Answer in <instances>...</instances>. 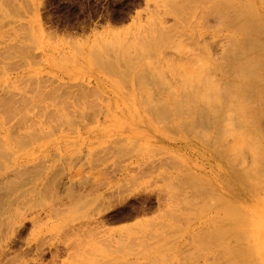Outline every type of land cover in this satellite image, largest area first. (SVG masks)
<instances>
[{
    "label": "rangeland",
    "instance_id": "1",
    "mask_svg": "<svg viewBox=\"0 0 264 264\" xmlns=\"http://www.w3.org/2000/svg\"><path fill=\"white\" fill-rule=\"evenodd\" d=\"M217 1L220 13L212 0H0V264H264V81L239 92L233 84L244 42L232 41L224 19L238 18L246 0L234 9ZM157 30L167 35L158 42ZM261 32L264 41V24ZM143 41L159 67L141 58ZM199 67L202 82H188ZM238 97L248 105V143L261 146L256 171L251 145L235 151L222 138L231 123L244 133L234 122ZM218 164L212 181L227 178L238 194L201 181ZM238 203L258 212L242 229H223L226 242L240 240L241 255L199 248L200 216Z\"/></svg>",
    "mask_w": 264,
    "mask_h": 264
},
{
    "label": "bare ground",
    "instance_id": "2",
    "mask_svg": "<svg viewBox=\"0 0 264 264\" xmlns=\"http://www.w3.org/2000/svg\"><path fill=\"white\" fill-rule=\"evenodd\" d=\"M197 1V0H196ZM195 0H194V2H196ZM213 1V4H214V6H212V12L214 13V12H216V13H220L219 12V9H217V6H219L218 5V1L217 0H212ZM223 1V3H225L227 6H230L231 5V8H233L232 7V5H235V4H237L236 3V1L237 0H221V2ZM188 2H189V0H188ZM199 2V1H198ZM190 3H192L191 1H190ZM168 5H170V4H168ZM209 5V2H208V4H207V6ZM239 6H238V12H239V14H238V18H233L234 20H232V17H231V21L229 20V18L227 17V15L225 14L224 16L230 21V23H229V21H228V23L227 22H225V21H227L226 19H224L223 20V18H224V16L223 17H221L220 18V20H221V22L222 21H224V23H226L228 26H231V28H232V30L233 31H235V32H233V33H231V34H233L232 36H231V38H233L232 39V41H241V42H244V49L241 51V55L244 57V62L241 64V66H240V68L238 69V70H236V78H237V80H238V84L240 85H237V83H233V84H236V86H238L237 88H238V92H239V89H240V87L241 88H243L244 87V85H245V87L243 88V90H245L246 91V87L247 86H249V85H252V84H254V82L255 83H262V81H264V75L263 76H261L262 75V73L260 72V75H258V74H256V73H259L258 71H254V69H257L256 67H258V66H261V65H263L264 64V41H262V40H260V37L262 36V32H261V28L263 27V24H264V5L263 4H261V2L259 1V0H246L245 2H244V4H238ZM173 6H174V4H173ZM176 6V5H175ZM172 7V6H171ZM186 8H188L187 6H185ZM201 7V6H200ZM220 7V6H219ZM175 8V7H174ZM223 8V7H222ZM222 8L220 9V10H222ZM225 8H226V6H225ZM176 10H174V14L175 15H179V14H181V12L179 13V12H177L178 14H176V12L175 11H177V10H180V8H175ZM201 9H203L202 7H201ZM214 9V10H213ZM227 9H229V7L228 8H226V11H227ZM234 9V8H233ZM182 10V9H181ZM192 10V9H191ZM215 10H218V12L217 11H215ZM224 10V9H223ZM183 12V11H182ZM196 12V11H195ZM200 12V11H199ZM202 12V11H201ZM200 12V13H201ZM223 12H225V10L223 11ZM222 11H221V13L222 14H224ZM237 12V13H238ZM184 13V12H183ZM208 13V12H207ZM206 13V14H207ZM215 13V14H216ZM187 14V13H186ZM202 14H203V12H202ZM237 15V14H236ZM185 16V15H184ZM183 16V17H184ZM209 16V15H208ZM188 17V16H187ZM183 19V18H182ZM190 22V21H189ZM184 23H185V21H184ZM187 23H188V21H187ZM233 23H235V24H233ZM190 24V23H189ZM189 24H188V26H189ZM230 24H232V25H230ZM223 26L225 25V24H222ZM225 27V26H224ZM237 27H240L242 30L241 31H236V30H234L235 28H237ZM226 28V27H225ZM191 29V28H190ZM228 29V28H227ZM229 29H230V27H229ZM225 30V29H224ZM158 31V30H157ZM180 31V30H179ZM190 31V30H189ZM219 31H222V30H219ZM229 31V30H228ZM156 32V31H155ZM164 32L165 31H163L162 33L164 34ZM223 32V31H222ZM231 32V31H230ZM160 33V31H158V34ZM167 33V32H166ZM216 34L218 33V32H215ZM221 33V32H220ZM224 33V32H223ZM156 34V33H155ZM157 34V35H158ZM230 34V33H229ZM227 36H228V33L226 34ZM225 35V36H226ZM155 36V35H154ZM165 36H167L166 34H165ZM164 36V37H165ZM222 36H224V35H222ZM230 36V35H229ZM156 37V41H157V38H159V37H162L160 34L158 35V36H155ZM164 37H162V38H164ZM149 38V37H148ZM152 37L150 36V42L152 41V43H151V49L153 48L154 49V47L152 46V44H153V39H151ZM154 38V37H153ZM224 38V37H223ZM161 38H159V40H160ZM226 39V38H225ZM227 39H228V37H227ZM234 39H236V40H234ZM146 40L148 41V39L146 38ZM115 41V40H114ZM140 41V40H139ZM231 41V40H230ZM120 42V41H119ZM142 42V41H141ZM144 42V41H143ZM158 42V41H157ZM157 42H154V43H157ZM112 43H114V44H116V42H112ZM144 43H146V41L144 42ZM147 43H149V41L147 42ZM147 43H146V45H147ZM255 43V44H254ZM122 44V43H121ZM135 44H136V42H135ZM134 44V45H135ZM142 44V43H141ZM179 44V43H178ZM256 44H258V45H256ZM123 45V44H122ZM139 45V44H138ZM138 45L136 46V48L135 49H137L138 50ZM143 45H145V44H143ZM142 45V46H143ZM153 45H155L156 47H158L156 44H153ZM114 46V45H113ZM148 46V45H147ZM163 46L165 47V44H163ZM162 46V47H163ZM167 46V45H166ZM138 47V48H137ZM182 47H183V45H182ZM181 47V48H182ZM143 48V49H142ZM149 49V46L148 47H146L145 48V46H143V47H140V49L143 51L144 49L146 50V49ZM160 48V47H159ZM177 48V47H176ZM179 48V47H178ZM130 49V48H129ZM129 49H127V50H129ZM152 49V50H153ZM156 49V48H155ZM109 50V49H108ZM116 51L118 50V49H115ZM122 50V49H121ZM125 49H123V51H124ZM136 50V51H137ZM112 51V50H111ZM135 51V50H134ZM140 51V50H139ZM138 51V55L142 52H139ZM147 51H149V50H147ZM151 51V50H150ZM150 51L149 52H146L147 54L148 53H150ZM179 51H180V49H179ZM121 52V51H120ZM129 52V51H128ZM102 53V52H101ZM113 53V52H112ZM114 53H116V52H114ZM137 53V52H136ZM143 53H144V51H143ZM143 53H141V55L143 54ZM146 53H144L143 55L144 56H141V58L142 57H144V61H145V59H147L148 58V56L146 55ZM118 54L119 53H117L116 55H117V58H118ZM115 55V56H116ZM121 55L123 56L124 55V52H123V54L121 53ZM127 55V52L125 53V56ZM148 55H151V54H148ZM119 56H120V54H119ZM140 56V55H139ZM145 56H146V58H145ZM134 57V56H133ZM136 57V56H135ZM116 58V57H115ZM116 58V59H117ZM127 58H129V57H127ZM152 59V57L150 56L147 60H148V63L150 62V60ZM133 60L134 59H136V58H132ZM143 59V58H142ZM150 59V60H149ZM158 59V58H157ZM157 59L155 58H153V60H151L152 62H150V63H156L157 62ZM155 60V61H154ZM128 61H129V59H128ZM141 61V59L139 60V63H141L140 62ZM154 61V62H153ZM129 62H132L131 60L129 61ZM159 62V61H158ZM165 62V61H164ZM167 62V61H166ZM138 62H136V64H134V67H135V69L137 68V66L138 65H140ZM145 64H147V62H144ZM148 64V67H149V65H150V67H152L153 68V64H152V66H151V64ZM209 62H206V64H207V66L205 65V70H206V67H208V65L210 66V64H208ZM128 64V63H127ZM158 63H156V65H157ZM168 64H169V62H168ZM203 64H205V63H203ZM135 65H137V66H135ZM142 65V64H141ZM166 65V64H165ZM147 66V65H146ZM145 65H144V67H146ZM158 67H159V64L157 65ZM175 66V65H174ZM172 67V66H171ZM262 67H264V65L262 66ZM262 67H260V68H262ZM130 68H133V66L132 67H130ZM142 68V67H141ZM157 68V67H156ZM170 68V67H169ZM174 68V67H173ZM190 68V67H189ZM200 68V67H199ZM198 68V69H199ZM202 68V70H204L203 69V67H201ZM201 68H200V70H195V72L194 73H192V71L191 72H189L188 73V71H187V73H188V75H186L187 76V81L188 82H190L191 83V81H192V83L193 82H195L196 80H197V78H200V77H202V75H203V72H202V74H199L200 75V77H198L199 75H196L199 71H201ZM209 68H211V67H209ZM208 68V69H209ZM259 68V67H258ZM129 69V68H128ZM134 69V70H135ZM139 69V68H138ZM148 69V68H147ZM150 69V71L152 70L151 68H149ZM159 69V68H158ZM162 69V68H161ZM160 69V71H162L161 73H163V72H165L164 71V69L163 70H161ZM177 69H179V68H177ZM139 70H142V69H139ZM155 70H157V69H155ZM189 70V69H188ZM249 70V71H248ZM254 71V73H252V72H250V71ZM128 71V70H127ZM133 70H131L130 71V74H131V72H132ZM154 71V70H153ZM153 71L151 72V73H153ZM170 71H172V70H170ZM263 71V70H262ZM143 72V71H142ZM158 72V74H160V72H159V70L157 71ZM144 73H145V71H144ZM149 73L150 72H148V75H149ZM156 73V72H155ZM186 73V72H185ZM200 73V72H199ZM179 74V73H178ZM263 74H264V72H263ZM146 76V75H145ZM161 76H164V75H162L161 74ZM176 76V75H175ZM186 76H184V77H186ZM147 77V76H146ZM148 78V77H147ZM158 78V77H157ZM201 80H202V78H200ZM263 79V80H262ZM197 81H199V79L197 80ZM211 81V80H210ZM213 81V80H212ZM253 81V83H249V85H247L246 83H248V82H252ZM202 81H199V82H197V83H201ZM214 82V81H213ZM187 83V82H186ZM186 83H184V84H186ZM189 84V83H188ZM194 84V83H193ZM203 84V83H202ZM215 84H217V82H215ZM232 84V85H233ZM243 84V85H242ZM212 85H213V83H212ZM242 85V86H241ZM255 85V84H254ZM184 86V85H183ZM189 86H191L190 84H189ZM217 86V85H216ZM236 86H234V88H235V90H237L236 89ZM187 87V86H186ZM215 90L217 89L216 87H214V86H212ZM182 88H184V87H182ZM181 88V91L183 90ZM199 88H200V85H199ZM199 88H198V90L197 91H199ZM202 88V87H201ZM234 88H233V90H234ZM258 88V87H257ZM208 89V88H207ZM227 88H225L224 90H226ZM229 89H231L232 90V88L229 86ZM228 89V90H229ZM262 89H264V88H262ZM193 90H196V89H193ZM218 90V89H217ZM221 90V89H220ZM248 90V89H247ZM219 91V90H218ZM217 91V92H218ZM223 91V90H222ZM222 91H221V93L220 94H223V93H225V94H223L224 96L225 95H229L230 93H228V91H227V94H226V91L225 92H223L222 93ZM240 91H242V89L240 90ZM260 91V90H259ZM173 92H175V90L173 89ZM201 93H202V91H200ZM204 92V91H203ZM230 92V91H229ZM242 92H244V91H242ZM176 93V92H175ZM196 93V92H195ZM199 93V92H198ZM234 93V92H233ZM257 93V92H256ZM256 93H255V95H256ZM264 93V92H263ZM205 94H207V93H205ZM218 94H219V92H218ZM219 94V95H220ZM232 94V93H231ZM227 95L228 96V99L232 96V95ZM174 95V94H173ZM200 95V94H199ZM241 95H243L241 98H243V97H245V95L244 94H242L241 93ZM240 95V96H241ZM264 95V94H263ZM203 97L204 96H206V95H202ZM215 99H216V97L217 98H220V97H218L217 95L215 96L214 94L212 95ZM220 96H222V95H220ZM234 96V95H233ZM236 96H238V94L237 95H235L234 97H236ZM197 97V96H196ZM203 97H199V98H202L203 99ZM207 97V96H206ZM208 97H209V95H208ZM211 97V96H210ZM226 97V96H225ZM246 97H247V95H246ZM245 97V98H246ZM254 97H256V99H257V97H259V93H257V96H254ZM165 98V97H164ZM227 98V97H226ZM237 98V97H236ZM241 98H239L238 97V99L237 100H239V101H236V100H233V102H234V106L236 105V107H239L238 108V111H236L237 113L239 112V114H238V116H239V122L236 120V121H234L235 123L237 122V124L239 125L240 123V125H243L245 122H246V120L245 119H243V117H242V113L244 112L243 111V109L245 110V108H246V106H248V105H243L244 104V101L241 99ZM204 99H205V97H204ZM207 99V98H206ZM210 98H208V100H209ZM221 99V98H220ZM231 99V98H230ZM232 99H234L233 97H232ZM232 99H231V102H232ZM242 101H241V100ZM244 99V98H243ZM249 99V98H248ZM247 99V100H248ZM255 99V100H256ZM264 99V98H263ZM161 100V99H160ZM164 100V99H163ZM201 100V99H200ZM245 100V99H244ZM252 100H253V98H252ZM254 100V101H255ZM258 100V99H257ZM255 101L254 103L256 104V102L258 103V101ZM173 101H175V102H177L178 103V101L179 100H175V98L173 97V100H172V104L174 103ZM207 101V100H206ZM216 101V100H215ZM251 101V100H250ZM165 102H166V100H165ZM229 102H230V100H229ZM228 102V103H229ZM249 103V100L248 101H246L245 103ZM253 102V101H252ZM251 102V103H252ZM161 103H162V100H161ZM160 103V104H161ZM180 103V102H179ZM250 103V104H251ZM240 104V105H239ZM259 104V103H258ZM257 104V105H258ZM261 104H262V102H261ZM157 105H159V104H157ZM179 105V104H178ZM239 105V106H238ZM138 106V105H137ZM156 106V105H155ZM155 106H154V108H155ZM165 106V105H164ZM177 105L175 104V107H176ZM231 106V105H230ZM244 106H245V108H244ZM254 106V105H253ZM228 107V106H227ZM236 107H234V108H232L233 110L236 108ZM143 108V107H142ZM174 108V107H173ZM177 108V107H176ZM248 108V107H247ZM175 109V108H174ZM230 109V108H229ZM231 109V110H232ZM255 109V108H254ZM148 110V109H147ZM230 110V111H231ZM236 110V109H235ZM253 110V109H252ZM175 112H177V111H175ZM234 112V111H233ZM253 112V111H252ZM248 112H246L245 114H247ZM230 114V113H229ZM235 114V113H234ZM251 114V113H250ZM235 115H237V114H235ZM227 116H228V114H227ZM231 116V115H230ZM244 116V115H243ZM247 116V115H246ZM251 116H253V113H252V115ZM228 118V117H227ZM236 118H238V117H236ZM235 118V119H236ZM248 118V117H247ZM250 118V117H249ZM233 119H234V116H233ZM232 119V120H233ZM146 120V119H145ZM251 120V119H250ZM247 121H248V119H247ZM233 122V123H234ZM225 123H227V122H225ZM234 123V126L236 125ZM248 124V123H247ZM246 124V125H247ZM228 125H230V124H228ZM245 125V124H244ZM241 126L242 128L244 127L245 128V126ZM248 125H250V123L248 124ZM248 125H247V128H248ZM226 126V125H225ZM231 126H232V123H231V125H230V130L228 131V133L225 135V136H222V138H224L225 137V140L228 142L227 143V145H228V147L229 148H231V149H234L235 151L237 150V149H240V148H244V147H246V146H250L249 145V143H248V141H249V137L251 136H249L248 137V130H247V134H246V130L244 131V128H243V130H241V131H243L244 133H242V132H240V127L237 129V127H233L234 129L236 128L237 130H232L231 129ZM228 127V126H227ZM226 127V128H227ZM246 128V129H247ZM209 132V131H208ZM207 132V133H208ZM207 133H205V134H207ZM250 133V132H249ZM210 135V134H209ZM213 136H215V135H213ZM209 137V136H208ZM214 138V137H213ZM257 140V139H256ZM251 141H252V139H251ZM219 142V141H218ZM253 142V141H252ZM251 143V142H250ZM259 143H261V142H259ZM253 144H255V143H253ZM256 144H258V143H256ZM226 145V146H227ZM263 145V144H262ZM253 148H251L253 151H251L252 152V154H253V156L255 155V160H254V162H251L250 164H251V166H252V168H253V166H254V164L256 163L257 164V160L261 157L260 156V153H262L261 152V150H260V148H261V146H260V148L258 149L257 148V146L255 147L254 145H251ZM263 148V147H262ZM246 149H248V147L246 148ZM250 149V150H251ZM229 150V149H228ZM240 151V150H239ZM241 151H242V149H241ZM257 151H259V152H257ZM181 152V151H180ZM238 152V151H237ZM244 152V151H243ZM248 152H250L249 150H248ZM250 152V153H251ZM238 153H241V152H238ZM259 153V154H258ZM176 155V159H178V160H180L185 166H186V164L188 165V164H190V161H189V159L188 158H185V157H182V155L179 153V154H175ZM238 156H239V154H237ZM242 154H240V156H241ZM262 155V154H261ZM260 156V157H259ZM264 157V156H263ZM174 158V157H173ZM253 157H251V160H253L252 159ZM258 158V159H257ZM257 159V160H256ZM180 162V163H181ZM259 163H260V160H259ZM258 165V164H257ZM256 165V166H257ZM260 166V165H259ZM248 167H250V166H248ZM255 169H256V167H254ZM254 168H253V170H254ZM258 168V167H257ZM259 168H261V167H259ZM215 169V168H214ZM249 169H251V167L249 168ZM222 170H223V168L221 167V165H219L218 164V169H216V170H214L213 171V173L212 174H206V173H202V174H200L201 176H200V179H202L201 181H203V180H205V182L209 185V187H211L213 190H217V191H225V189L226 188H230L233 192H234V194H238L239 193V191L238 190H236L232 185V181H229V179H227L226 178V180H217V181H220V182H218V183H215V182H213L212 180H214V179H216V177L217 176H219V174H220V172H222ZM245 170H248L247 169V167L245 168ZM257 170V169H256ZM256 170H254V171H256ZM260 170V169H259ZM243 171V170H242ZM249 171V170H248ZM247 171V172H248ZM251 171V170H250ZM262 171V170H261ZM244 172V171H243ZM246 172V173H247ZM223 173H224V171H223ZM245 173V172H244ZM250 174H251V172H249ZM248 173V174H249ZM256 174V173H255ZM257 174H260V173H258L257 172ZM262 174V173H261ZM221 175V174H220ZM263 175V174H262ZM199 179V180H200ZM232 179V178H231ZM215 181V180H214ZM226 183H227V185H226ZM244 190V189H243ZM222 193V192H221ZM225 193H227V190H226V192ZM248 193V192H247ZM229 194V193H228ZM225 195H227V194H225ZM240 195H241V192H240ZM234 196V195H233ZM236 200H238V199H236ZM239 201V200H238ZM225 205V204H224ZM226 207H224V208H219L218 206H214L213 205V207L211 208V209H208V210H206V214H202L201 216H200V219H199V224L197 225V227H195V228H193V227H191V228H193V229H199L200 231L202 230V232H203V234H204V237L202 236L199 240H198V243H197V245H198V247L200 248H206L207 250L208 249H210V247H211V245H214V244H216L218 247H220L221 248V250H222V253L224 252L225 253V255L228 253V254H232V255H234L235 254V256L238 258L240 255H241V252H242V246L240 245V240H234V241H229V242H226L225 241V239H224V236H223V234H222V232H223V229L224 228H226L227 226H228V224L229 223H232V222H236L237 224H238V229L239 228H241L242 229V225H244V223L246 222V220H247V218H248V216L250 215V213H258L257 212V208H252V207H250V206H247L246 208H243L244 207V205H242V204H240V203H238V206L240 207V208H238V209H236V210H234V211H232V210H228V208H230L232 205H229V206H227V205H225ZM172 230H173V228H172ZM174 230H176V232H179V233H188V232H190V230L188 229V230H181L180 228L179 229H177V228H175ZM162 233V232H161ZM175 234V233H174ZM176 235V234H175ZM136 236V235H135ZM132 238V237H131ZM170 241V240H169ZM122 242H124L123 240H120L119 242H118V244L119 245H121V244H123ZM126 242V241H125ZM117 244V245H118ZM126 244V243H125ZM170 244V243H169ZM167 245V244H166ZM165 244H164V246H166ZM172 245V244H171ZM159 247V246H158ZM157 247V248H158ZM129 248V247H128ZM133 248V247H132ZM161 248H163L162 246H161ZM166 248H168V245L166 246ZM122 249H124V248H122ZM122 249H117L118 250V252L116 251V250H114V253L116 252V253H118V255H119V252L122 250ZM96 250V249H95ZM126 250H130V249H126ZM133 250H135V249H133ZM155 250V249H154ZM159 251H160V249H158ZM104 251V250H103ZM106 251V250H105ZM125 251V250H124ZM162 251H164V250H162ZM161 251V252H162ZM166 252L168 251V250H165ZM98 252V251H97ZM113 251H111V252H109V253H112ZM125 252H127V251H125ZM129 252H131V250L129 251ZM133 252V251H132ZM161 252H160V254H161ZM105 253V252H104ZM128 253V252H127ZM174 253H175V251H174ZM95 254V253H94ZM98 254H100V253H98ZM121 254H123V251H121ZM124 254H126V253H124ZM123 254V255H124ZM129 254V253H128ZM134 254H135V252H134ZM140 254V253H139ZM141 254H142V252H141ZM152 254H154V253H152ZM152 254H150V255H152ZM172 254V253H171ZM170 254V255H171ZM96 255V254H95ZM127 255V254H126ZM163 255V254H162ZM129 256H130V254H129ZM140 256V255H139ZM149 256V255H148ZM157 256V255H156ZM168 256V255H167ZM166 256V257H167ZM235 256H233V257H235ZM93 257V256H92ZM97 257V256H96ZM131 257H132V255H131ZM162 257V256H161ZM160 257V258H161ZM235 257V258H236ZM101 258V257H100ZM147 258V257H146ZM159 258V259H160ZM91 259V258H90ZM97 259V258H96ZM111 260H113V261H116V263L118 262V260H120L121 258H118V260H117V257L116 256H114V255H111V258H110ZM109 259V260H110ZM156 259V258H155ZM158 259V258H157ZM156 259V261H158ZM162 259V258H161ZM107 260V259H106ZM154 260V259H153ZM152 260V261H153ZM97 261H99V259H97V260H90L89 261V263L88 262H86L87 264H96L97 263ZM80 262V261H79ZM102 262V259H101V261H100V263ZM108 262H110V261H108ZM120 262H121V264H122V261H119L117 264H120ZM126 262V264H128V262H132V259H131V261H125ZM125 262H123L124 264H125ZM134 262V261H133ZM132 262V263H133ZM162 262H163V260H162ZM161 262V263H162ZM100 263H98V264H100ZM113 264H114V262H112ZM111 263V264H112ZM247 264H251L250 262H246ZM77 264H80V263H77ZM81 264H82V261H81ZM83 264H85V262L83 261ZM130 264V263H129ZM148 264H150V263H148ZM157 264V263H156Z\"/></svg>",
    "mask_w": 264,
    "mask_h": 264
}]
</instances>
